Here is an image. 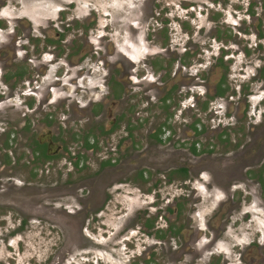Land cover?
I'll return each instance as SVG.
<instances>
[{"label": "rangeland", "instance_id": "1", "mask_svg": "<svg viewBox=\"0 0 264 264\" xmlns=\"http://www.w3.org/2000/svg\"><path fill=\"white\" fill-rule=\"evenodd\" d=\"M188 2H193L196 8L204 4V8L200 7L199 12L201 13L191 17L193 24H185V33L180 29V25L187 12L184 9L187 7L184 5ZM212 3L216 4L212 5ZM250 4H252V12L260 14L263 18L264 10L260 5L264 4V0L8 1L7 6L3 7V17L9 20L13 19V21H24L31 26V35L42 36L43 39L45 36H50L52 41L50 45L52 46L47 51H54L57 58H59L57 52H60L59 59L62 64L58 68L51 69L52 81L49 82L55 81L54 83H61V85L53 86L52 90H55L57 103L52 105L50 110L56 112L57 115L65 110L71 113L72 117L67 122L63 118L54 120L55 122L50 125L54 141L67 146L70 153L69 158H62L60 161L58 159L47 160L46 163L38 164L35 158L32 159L30 151L23 147L17 151L21 162L16 164L17 154L11 155L9 152L0 150V264H132L133 256L135 257L133 264H146L149 257H151L149 264H178L175 257L180 251L179 246H184L185 241L182 237L169 236V233L165 232L164 242L166 244L158 248L160 244L155 236V227H165L166 225L165 218H156L157 211L162 212L166 209L167 212L170 208H175L173 200H177V195L181 196L183 192L181 186L178 189L176 187L179 180L169 184L166 172L164 174L162 172L155 173L156 170L153 169L150 175L144 176L143 180L139 179V181L137 178L139 170L136 167L133 168V165L120 167V170H115L113 176L108 179H98L100 173L98 159H106L111 155L116 156L115 152H110L116 145L114 142L116 136L114 138L112 136L111 141L107 142L110 134H104L100 141L98 155L94 153L93 156L81 149L80 139L73 143L69 141L71 134H77L84 125L85 121L80 115L83 113L82 106L89 99L108 97L106 81L111 75L108 71L112 68H108V65L103 67L100 63L90 65L86 61L82 66L80 62L75 67L72 60L77 58L76 60L80 61L82 51L83 53L91 52L96 60L98 58L96 53L100 56L105 53L109 57L114 54L117 58L126 60L124 65L118 66V69L121 67L123 71L116 75L124 80L123 88L128 89L126 96L123 92L122 100L124 102L120 108L125 114L121 124L127 127L130 117L135 124L139 118L146 117L149 113H145L143 110L149 109L151 102L156 104L161 96V91L156 92L151 89L155 76L151 75L153 73L149 69L148 61L163 59L167 64L172 63V67L176 69L179 53L184 49L197 51L198 47L210 48L209 43H212L210 39L202 40L200 36L206 33L210 37L213 34V23H209L211 17L214 18V24L220 25L222 27L220 30L227 34V39H230L229 42L234 46L231 47L232 49L235 48V45L243 49L249 45L254 47L258 44L259 41L254 38V35L252 36L254 33L252 20L248 16L246 17ZM218 11H221V14H218ZM6 23L8 31L14 30L12 25ZM242 30H246L247 34L251 36L242 34L238 37V33ZM49 31L52 33L46 34ZM58 35L61 36V42L54 43L53 38ZM188 39H191L189 44ZM185 46L187 47L185 48ZM213 46L217 48L216 45ZM158 51L161 53L154 54ZM28 52L33 53V49L30 48ZM207 57L209 58L210 54ZM128 58L136 63H130ZM64 61L70 63L76 72L80 67H84L83 74L85 76H83L88 81L85 80L86 84H83L86 88L92 87L96 90L91 93V95L96 94L94 97L91 95L76 97L72 87L69 84L65 85L63 81L69 80L65 75L70 70V66ZM138 61H140L139 64ZM245 62L242 56L235 57L232 67L240 69ZM23 63L28 68V72L33 74V78H38L35 67L40 68L41 66L36 62H27L26 64L23 61ZM17 64L18 62L11 69L6 68L4 73L6 75L15 73ZM144 64L146 65L144 66ZM124 70L127 75L124 74ZM89 71L91 74L86 76ZM251 71L252 67L249 66V74ZM137 74H143L142 76H145L146 80L133 88L128 82L131 81V77H136ZM53 75L60 77L59 82L58 79L53 78ZM74 78L71 76L70 80ZM128 79L130 80L128 81ZM12 82L9 80L6 86L0 84V97H6L5 94H2L10 91L9 86L18 87L15 91H19L21 87L29 88L22 86L20 82L17 84ZM59 93L71 95V101L66 102L63 98H59ZM182 94H186V89L179 85V96ZM174 95L176 96L177 93ZM12 99L10 102L12 106H21L20 103L23 100L16 96ZM61 103L63 104L62 110L60 109ZM130 107L132 108L129 111ZM20 111L23 110L20 109ZM19 112L8 108L3 117L7 119L8 123L18 126L21 123ZM134 116L138 117L136 122ZM39 119L44 121L42 114ZM35 125L36 129L43 126L42 122L35 123ZM6 127L4 123L0 124V129ZM184 136L183 128L179 129V142L184 141L188 144L183 148L179 145V162L181 159L184 162H188V160L195 162L197 160L193 159L186 149L192 142V136ZM45 139L43 137L41 141ZM1 140L0 137V143ZM146 142L144 139L142 145L127 146L121 156L122 162L130 160L136 153L138 157L142 155L140 159L143 161L145 156L143 149ZM149 146L152 145L149 144L147 147ZM170 146H165L161 150L170 153L177 152L176 147L173 149ZM219 148L216 155L230 152L229 148L227 152L225 148ZM0 149L2 148L0 147ZM76 157H78L77 160L74 159ZM166 157V159L159 157L160 163L168 162L171 156ZM81 162L86 163V168L79 166ZM139 168H143V166L140 165ZM237 176V171H229L228 185L223 183L227 190L231 185L240 183ZM242 189L247 191L244 186ZM238 191L235 195L232 192L231 195L235 196L234 202L241 206L237 213L232 214L229 225H227L232 228L234 233L232 234L230 231L231 237L223 235L220 239L227 252L231 248L233 249L236 243H248L256 239L255 235H251L255 229L253 223L257 224V220L255 218L251 220L250 217L248 221L243 222L241 218L243 209L251 203L252 207L255 201L248 194ZM256 191L258 192V189ZM211 196L221 200L224 195L220 189L218 191V188L213 192L204 190V198L201 199L203 202L200 204L191 202L185 205L179 224L173 220L171 221L174 223L172 225L188 229L192 226L202 225L203 227V224H208L211 221L209 213L215 206ZM245 196L248 205L242 202ZM166 199L169 201L168 205L165 202ZM193 207L198 209L196 211L198 217L188 223L190 217L193 216V214H188V211ZM254 209L257 208L254 207ZM164 214L167 213L162 215L164 216ZM168 220L166 221L168 222ZM250 221L253 230L247 231ZM146 222L154 224L151 228L149 227L148 234L144 230ZM249 235L251 236L250 240H248ZM145 247H147L146 255H144ZM158 253L161 255L164 253L167 257ZM188 261L189 258L185 254L179 258V264H206L204 261L198 262L197 259L194 263ZM223 261L224 259L221 257L219 264H223Z\"/></svg>", "mask_w": 264, "mask_h": 264}, {"label": "flooded vegetation", "instance_id": "2", "mask_svg": "<svg viewBox=\"0 0 264 264\" xmlns=\"http://www.w3.org/2000/svg\"><path fill=\"white\" fill-rule=\"evenodd\" d=\"M8 1L0 0V84L6 86L8 81L12 80L13 84L20 82L22 86L29 88L21 87L20 90L18 89L19 91H15L18 87L9 86L10 91L2 94H5L6 97H0V124L4 123L7 126L5 129H0V137L2 138L0 143L2 149L0 150L9 152L11 155L17 154L16 164L21 162V157L17 151L23 147L30 151L32 159L35 158L38 164L46 163L47 160L58 159L60 161L62 158H69L70 153L67 146L54 141L50 131V125L55 122L54 120L63 118L67 122L72 117L71 113L65 110L59 115L50 110V107L57 103L55 90H52L54 89L53 86L61 85V83H54L55 81L49 82L52 81L51 69L58 68L62 64L61 59H59L60 52H57L59 57L57 58L54 51H47L52 46L50 45L52 43L50 36H45L43 39L42 36L31 35V26L24 21H13V19L9 20L3 17V7L7 6ZM215 4L212 3V5ZM203 5L196 8L193 2L185 3L184 7L187 8L184 9L187 12H184V19L180 25L183 32L186 33L185 24H193L191 17L199 15L201 13L199 8ZM251 6L252 4L248 6L246 17L248 16L252 20L254 29L252 36L254 35V38L259 41L254 47L249 45L241 49L233 43L235 48L232 49L231 47L234 46L229 42L230 39H227V34L220 30V28L222 29L220 25L214 24V18L211 17L209 23H213V34L210 37L206 33L200 36L202 40L210 39L212 42L209 43L210 48L198 47L197 51L184 49L179 53L176 69L172 67V63L167 64L163 59L148 61L149 69L153 73L151 75L155 76L151 89L156 92L161 91V96L156 104L151 102L149 109L143 110L145 113H149L146 117L138 120V117L134 116V121L138 120L136 124L131 121L130 117L127 121V127L121 124L125 114L120 108L124 102L122 100L123 92L126 96L128 89L123 88L124 80L116 75V73L123 71L121 67L118 69V66L124 65L126 60L119 59L114 54L109 57L105 53L103 56L96 53L97 60L100 59L97 62L91 52L83 53V51L80 53V61H77L76 57L72 60L75 67L80 62L82 66L86 61L90 65L100 63L103 67L108 65V68H112L108 71L111 75L108 74L109 77L106 81L108 97L89 99L82 106L83 113L80 115L85 121L84 125L77 134H71L69 141L73 143L80 139L82 142L81 149L93 156L94 153L98 155L100 141L104 134H110L107 142L111 141L112 136L113 138L116 136L114 140L116 145L110 150L112 153L115 152L116 156L111 155L106 159H98L100 166L98 179H108V177L113 176L115 170H120V167L133 165V168L136 167L139 170L138 180H143L144 176L150 175L153 169L156 170L155 173L162 172L164 174L166 172L169 184L179 180L176 187L178 189L181 186L183 192L181 196L177 195V200H173L175 208H170L167 212L166 209L162 212L157 211L156 218H165L166 225L165 227H155V236L159 241L158 244H160L158 248L166 244L164 242L165 232H168L169 236L182 237L185 241L184 246H179L180 251L175 257L178 264L179 258L184 254L189 258L188 262L191 263L197 259L198 262L204 261L206 264H219L220 258L223 257V264H264V14L261 18L260 14L257 15L252 12ZM260 6L264 10V4ZM181 9L184 11L183 8ZM218 14H221V11H218ZM189 15L191 16L188 17ZM4 21L12 25L14 30L8 31L7 23ZM49 33L52 31L46 32L48 35ZM242 34L246 36V30L240 31L237 36ZM247 35L251 36L250 34ZM237 36L236 38H238ZM53 42H61V36L58 35L53 38ZM190 42L191 39H188V44ZM213 45H216L217 48H214ZM30 48L33 49V53L28 52ZM158 53L161 52L158 51L154 54ZM208 54H210L209 58L207 57ZM238 56H242L246 62L240 69H234L232 67L234 58ZM22 60L26 64L27 62H36L41 66L40 68L35 67L38 78H33V74L28 72V68ZM128 61L132 64L136 63L129 58ZM17 62L15 73L6 75L4 70H7L8 67L11 69ZM64 63L70 66V70L65 75L69 80L66 79L63 82L72 87L76 97L79 95L80 97L83 95L88 97L96 91L92 87H84L83 83L86 84L88 81L83 74L84 67H80L79 71L76 72L70 63L65 61ZM137 63L139 64L140 61ZM249 66L252 67L250 74ZM90 74L89 71L86 76ZM142 75L137 74L136 77H131V81L128 79V84L133 88L141 85L146 80L145 76ZM71 76L75 78L70 80ZM53 78L58 79V82L60 80L58 76L53 75ZM179 85L185 87L186 94L179 96ZM174 93L177 95L175 96ZM59 95V98H63L64 101H71V95L62 93ZM95 95L92 94L91 96L94 97ZM15 96L23 100L20 103L21 106H12L10 103ZM8 108L14 109L16 112H19L20 109L24 111L19 112L21 123L18 126L8 123L7 119L3 117ZM62 108L63 104L61 103L60 109L62 110ZM41 114L44 121L39 119ZM41 122L43 126L36 129L35 123ZM182 128L184 137L192 136V142L186 149L198 162L189 160L184 162L182 159L179 162V145L182 146L181 148L188 145L184 141L179 142V129ZM43 137L46 139L41 141ZM144 139L147 142L144 143L143 153L145 156L143 161L140 159L142 155L138 157L136 153L130 160L122 162L121 156H123L125 148L127 146L137 147L138 144L142 145ZM149 144L152 146L147 147ZM169 145L173 149L176 147L177 152L170 153L161 150ZM219 147L225 148L226 152L229 148L230 152L216 155ZM166 156H171L168 162L160 163L159 157L166 159ZM74 159L77 160L78 157ZM140 165L143 168H139ZM79 166L86 168L87 165L81 162ZM231 170L238 172L237 177L240 183L231 185L230 189L227 190L228 173ZM169 173H171L170 176H168ZM108 182L110 181L108 180ZM241 185L247 191L242 189ZM216 188L218 191L220 189L224 196L221 200L215 198L216 195L210 197H213L215 206L209 213L211 221L208 224H203V227L196 225L188 229L172 225L174 224L171 222L173 220L179 224L185 205L191 202L200 204L203 202L201 199L204 198V190L213 192ZM237 190L248 194L255 201L252 207L251 203L243 209L241 218L243 222L248 221L250 217L251 220L253 218L257 220V224L253 223L255 229L251 235H255L256 239L248 243H236L233 249L231 248L232 252L231 249L227 252L220 239L223 235L231 237L230 231L232 234L234 233L232 228L227 227V225H229L232 214L237 213L241 206V204L237 205L234 202L235 196L231 195L232 192L235 195ZM246 199V196L243 197L242 202L248 205ZM166 200L168 205L169 201ZM197 210L193 207L188 211V214H193L188 223L198 217ZM163 213L167 214L163 216ZM171 215L174 216L173 219ZM167 219H169L168 222ZM251 223L250 221V227L246 229L247 231L253 230ZM145 224L144 230L148 234L149 227L151 228L154 224L153 222L150 224L146 222ZM251 236H248V240ZM147 247H145L144 255H146ZM161 256L167 257L164 253ZM134 258L133 256L132 264L135 262ZM147 260L148 263L146 264H149L151 257Z\"/></svg>", "mask_w": 264, "mask_h": 264}]
</instances>
